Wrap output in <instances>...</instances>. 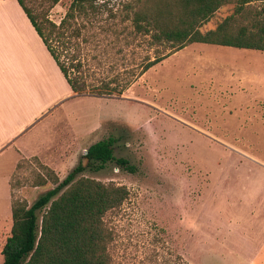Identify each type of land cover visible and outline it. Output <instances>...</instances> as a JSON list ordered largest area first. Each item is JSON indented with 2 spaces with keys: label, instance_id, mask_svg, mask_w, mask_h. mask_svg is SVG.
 <instances>
[{
  "label": "rangeland",
  "instance_id": "obj_1",
  "mask_svg": "<svg viewBox=\"0 0 264 264\" xmlns=\"http://www.w3.org/2000/svg\"><path fill=\"white\" fill-rule=\"evenodd\" d=\"M69 2L58 0L48 19L58 22ZM249 6L264 9V0ZM232 11V3L219 6L198 30L213 29ZM243 69L261 75L254 85L239 84ZM263 81L264 51L191 42L120 94L68 92L51 117L26 131L27 149H38L43 160L19 158L13 167L12 146L0 149V249L9 235L10 199L30 204L54 186L49 180L33 185L37 173L44 175L38 165L61 180L81 163L77 176L128 191L103 216L110 264H247L263 234L253 218V160L264 163ZM105 137L114 139L113 155L132 170L113 162L97 171L86 165V147Z\"/></svg>",
  "mask_w": 264,
  "mask_h": 264
},
{
  "label": "trees",
  "instance_id": "obj_2",
  "mask_svg": "<svg viewBox=\"0 0 264 264\" xmlns=\"http://www.w3.org/2000/svg\"><path fill=\"white\" fill-rule=\"evenodd\" d=\"M16 1L75 94H120L191 42L264 50V9H251L250 0H70L58 22L47 17L58 0H30L35 2L30 7ZM227 3L233 4L232 13L200 32L198 27ZM113 143L105 137L88 145L82 155L86 165L97 171L113 162L132 170L127 159L113 155ZM38 166L44 175L37 173L33 185L49 180L54 186L30 204L10 199L11 225L0 264H110L111 234L103 216L126 199L127 189L77 176L81 163L61 180Z\"/></svg>",
  "mask_w": 264,
  "mask_h": 264
},
{
  "label": "crops",
  "instance_id": "obj_3",
  "mask_svg": "<svg viewBox=\"0 0 264 264\" xmlns=\"http://www.w3.org/2000/svg\"><path fill=\"white\" fill-rule=\"evenodd\" d=\"M242 71L237 77L242 88V83L254 85L256 76H261L256 69ZM68 92V85L17 1L0 0V149L12 146L16 154L13 167L19 158L44 159L38 149H27L26 131L51 117V110ZM253 161L258 166V174L253 175V198L258 203L253 218L263 234L246 263L264 264V163Z\"/></svg>",
  "mask_w": 264,
  "mask_h": 264
},
{
  "label": "water",
  "instance_id": "obj_4",
  "mask_svg": "<svg viewBox=\"0 0 264 264\" xmlns=\"http://www.w3.org/2000/svg\"><path fill=\"white\" fill-rule=\"evenodd\" d=\"M84 153H85V151H84Z\"/></svg>",
  "mask_w": 264,
  "mask_h": 264
}]
</instances>
